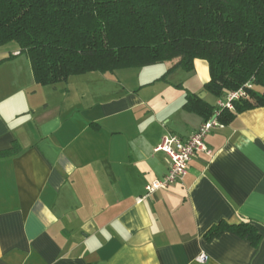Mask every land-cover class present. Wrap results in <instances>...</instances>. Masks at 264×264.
<instances>
[{"label":"crops","instance_id":"obj_1","mask_svg":"<svg viewBox=\"0 0 264 264\" xmlns=\"http://www.w3.org/2000/svg\"><path fill=\"white\" fill-rule=\"evenodd\" d=\"M88 73L38 86L30 59L0 45V264H264V107L206 137L183 181L147 195L169 172L166 136L205 123L188 109L206 90L207 62ZM216 97V98H215ZM249 222L258 246L225 232ZM207 256L206 263L197 258Z\"/></svg>","mask_w":264,"mask_h":264},{"label":"trees","instance_id":"obj_2","mask_svg":"<svg viewBox=\"0 0 264 264\" xmlns=\"http://www.w3.org/2000/svg\"><path fill=\"white\" fill-rule=\"evenodd\" d=\"M16 43L31 61L38 86L88 73L171 63L169 72L207 62L205 88L219 98L247 89L234 110H215L197 96L185 106L205 122L218 112L222 124L264 107V0H0V45ZM22 153L15 142L0 159ZM234 233L258 246L249 222H222L207 240Z\"/></svg>","mask_w":264,"mask_h":264},{"label":"built area","instance_id":"obj_3","mask_svg":"<svg viewBox=\"0 0 264 264\" xmlns=\"http://www.w3.org/2000/svg\"><path fill=\"white\" fill-rule=\"evenodd\" d=\"M251 89L252 85L247 84L244 88L237 91L230 92L224 102L219 103L218 110L228 109L234 110V103L242 99H249L247 89ZM219 113L217 112L214 117L206 121L201 128L195 132L187 140H182L177 136H166L159 149L164 151L169 157V172L163 180L156 181L147 187V195H151L161 188H167L170 185L183 181L188 173L189 163L198 152H205L212 155V151L206 145V137L213 130L223 128L224 125L218 120ZM207 256L200 255L197 261L206 263Z\"/></svg>","mask_w":264,"mask_h":264},{"label":"rangeland","instance_id":"obj_4","mask_svg":"<svg viewBox=\"0 0 264 264\" xmlns=\"http://www.w3.org/2000/svg\"><path fill=\"white\" fill-rule=\"evenodd\" d=\"M144 68V67H143ZM216 98V97H215Z\"/></svg>","mask_w":264,"mask_h":264}]
</instances>
